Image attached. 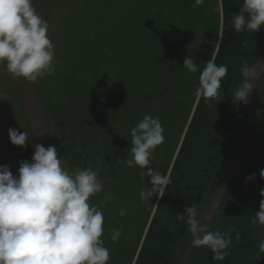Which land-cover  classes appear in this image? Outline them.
<instances>
[{
  "label": "trees",
  "instance_id": "1",
  "mask_svg": "<svg viewBox=\"0 0 264 264\" xmlns=\"http://www.w3.org/2000/svg\"><path fill=\"white\" fill-rule=\"evenodd\" d=\"M242 3L33 0L50 24L55 72L31 83L12 79L0 67V152L16 173L43 139L56 147L70 173L88 167L98 171L104 190L90 203L104 214L109 264H180L192 235L176 215L193 205L204 223L224 185L237 149L240 103H233V94L243 78L241 64L251 66L264 52V28L255 33L232 28ZM187 56L201 69L212 58L218 66L227 65L218 98L195 95L199 72L183 67ZM27 89L44 130L40 137L27 116ZM255 107L264 112V76ZM145 115L159 117L164 128V143L153 151L150 166L171 178L163 197L153 195L150 201L140 196L150 178L142 179L138 166L125 164L131 159V129ZM9 128L28 133L25 147L11 144ZM261 170L264 116L245 114L238 166L208 227L231 236V254L215 261L209 249L195 248L188 264H264L259 251L264 226L250 222L264 199ZM112 229H121L116 242Z\"/></svg>",
  "mask_w": 264,
  "mask_h": 264
},
{
  "label": "clouds",
  "instance_id": "2",
  "mask_svg": "<svg viewBox=\"0 0 264 264\" xmlns=\"http://www.w3.org/2000/svg\"><path fill=\"white\" fill-rule=\"evenodd\" d=\"M204 2L194 0L195 6ZM231 24L236 33H255L264 28V0H243ZM48 29L47 20L36 12L33 0H0V67L12 79L35 83L55 72V44ZM183 67L199 72L196 96L218 98L227 65L218 66L212 58L201 69L187 56ZM240 70L243 78L234 91L233 103L246 104L255 81L264 76V63L250 66L244 61ZM163 133L159 117L151 115H145L131 129V159L125 164L129 168L138 166L142 179L150 178L140 193L146 201L153 195L163 197L171 183L170 173L161 174L150 166L153 151L164 143ZM8 137L12 145L21 148L29 139L26 131L18 133L13 128H9ZM33 147L31 161L20 162L17 175L12 174L9 165H0V264H109L110 253L102 239L104 214L99 206L90 203L91 197L104 190L98 171L88 167L70 173L62 166L55 146ZM1 157L7 164L5 156ZM260 175L264 177V170ZM253 178L254 174L245 179ZM260 196L264 197V189ZM125 214L124 209L119 210L120 216ZM176 220L187 224L193 248L209 249L215 261H223L231 254V236L219 230L209 231L195 206L185 207ZM250 222L264 226V199ZM120 236L121 229L111 230L113 242ZM236 239L239 241V233ZM259 251L264 253V239L259 242Z\"/></svg>",
  "mask_w": 264,
  "mask_h": 264
},
{
  "label": "water",
  "instance_id": "3",
  "mask_svg": "<svg viewBox=\"0 0 264 264\" xmlns=\"http://www.w3.org/2000/svg\"><path fill=\"white\" fill-rule=\"evenodd\" d=\"M255 63H264V52H262L259 55L258 59L252 65H254ZM261 77L257 81H255L254 87H253L251 93L249 94V96L247 98L248 102L246 104L240 103L238 113H237V118H236L238 141H237V149H236L235 159H234V162L232 164L231 170H230V172H229V174H228V176L224 182V185L222 186L217 198L215 199V202L213 203V206H212L206 220L204 221V223H206V225H207V228L209 227L219 205L221 204L223 197H224L226 191L228 190V188H229V186H230V184L234 178V175H235V172H236V169L238 166L239 158H240V155L242 152V147H243V116L245 114H247V115L258 114V115L264 116V112L258 110L255 107V96H256V92H257ZM194 249L195 248H193L192 245H190L188 247V249L185 252L180 264H188Z\"/></svg>",
  "mask_w": 264,
  "mask_h": 264
},
{
  "label": "rangeland",
  "instance_id": "4",
  "mask_svg": "<svg viewBox=\"0 0 264 264\" xmlns=\"http://www.w3.org/2000/svg\"><path fill=\"white\" fill-rule=\"evenodd\" d=\"M49 26H50V24H49ZM21 82H23V80H21ZM23 85H25V84H23ZM23 97L28 104V109H26L28 119L34 128V132H35L36 136L40 137L41 135L44 134V130L42 129V124H40V117L37 115V111L34 107V104H32V102L34 100L31 97V92L29 91V89H27L23 92ZM38 144L44 146L45 148L49 147L48 143H46L43 139H39ZM1 156H5V154L0 152V165H4L5 163H4ZM5 165H9V163H7ZM10 170L14 176L17 175L16 174L17 172L13 173L14 170L11 168V166H10Z\"/></svg>",
  "mask_w": 264,
  "mask_h": 264
}]
</instances>
